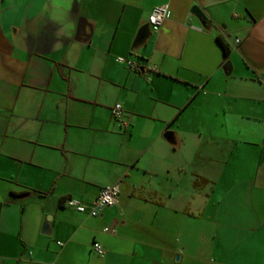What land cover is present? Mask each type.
Segmentation results:
<instances>
[{"label": "crops", "instance_id": "obj_1", "mask_svg": "<svg viewBox=\"0 0 264 264\" xmlns=\"http://www.w3.org/2000/svg\"><path fill=\"white\" fill-rule=\"evenodd\" d=\"M0 264H264V0H0Z\"/></svg>", "mask_w": 264, "mask_h": 264}, {"label": "built area", "instance_id": "obj_2", "mask_svg": "<svg viewBox=\"0 0 264 264\" xmlns=\"http://www.w3.org/2000/svg\"><path fill=\"white\" fill-rule=\"evenodd\" d=\"M169 4H162L155 6L149 16V24L152 31L157 32L161 29L169 12ZM118 60L122 63H126L129 67H137L135 61L128 57L119 56ZM114 116L121 119L123 116V107L121 103L115 104L112 109ZM120 195V187L118 184L105 186L101 189L99 195L91 202L86 203L78 198L69 197L65 200V204L80 213L88 214L89 216L97 217L109 206L117 203ZM114 232V230H111ZM94 250L98 254L104 253V248L99 242H94Z\"/></svg>", "mask_w": 264, "mask_h": 264}, {"label": "water", "instance_id": "obj_3", "mask_svg": "<svg viewBox=\"0 0 264 264\" xmlns=\"http://www.w3.org/2000/svg\"><path fill=\"white\" fill-rule=\"evenodd\" d=\"M191 12L197 15L201 19L204 26L206 25L213 26L212 20L209 18V16L203 10V8H201L199 5L192 6ZM150 35H151V28H150V24L147 23L139 29L133 46L136 48L141 46L142 44L146 42V40L150 37ZM227 64L230 65V62H228ZM165 137L171 141L173 139V133L171 131H168L165 134ZM48 228H49V225H48V222H46L44 224L43 231L46 233L48 231Z\"/></svg>", "mask_w": 264, "mask_h": 264}, {"label": "trees", "instance_id": "obj_4", "mask_svg": "<svg viewBox=\"0 0 264 264\" xmlns=\"http://www.w3.org/2000/svg\"><path fill=\"white\" fill-rule=\"evenodd\" d=\"M218 42L223 50V55H224V59H228V56L230 54V49H229V46L227 45V43H225V41L221 38V37H218ZM208 180L203 178V177H198V179L196 180V185L199 186L201 184H204L206 183Z\"/></svg>", "mask_w": 264, "mask_h": 264}]
</instances>
